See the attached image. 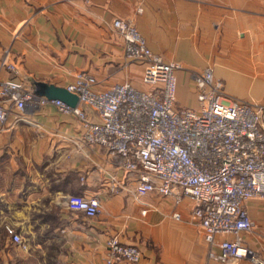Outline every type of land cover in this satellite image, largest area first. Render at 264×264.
I'll use <instances>...</instances> for the list:
<instances>
[{
    "label": "crops",
    "instance_id": "obj_1",
    "mask_svg": "<svg viewBox=\"0 0 264 264\" xmlns=\"http://www.w3.org/2000/svg\"><path fill=\"white\" fill-rule=\"evenodd\" d=\"M115 18L132 22L153 53L182 65L177 106L198 108L192 73L206 67L229 98L264 106V0H0V77L65 87L84 72L98 90L148 89L145 64L126 57L110 27ZM22 116L28 122L11 116L0 128V264H104L111 236L140 248L136 264H254L209 258L218 250L205 240L190 198L154 191L137 200L136 174L104 147L77 139V117L53 105ZM68 195L97 198L98 215L69 209ZM244 207L252 228L240 236L264 260V199Z\"/></svg>",
    "mask_w": 264,
    "mask_h": 264
},
{
    "label": "built area",
    "instance_id": "obj_2",
    "mask_svg": "<svg viewBox=\"0 0 264 264\" xmlns=\"http://www.w3.org/2000/svg\"><path fill=\"white\" fill-rule=\"evenodd\" d=\"M110 27L123 39L126 57L145 64L142 83L148 89L115 83L98 90L96 79L82 72L64 87L78 98L72 107L38 95L23 82L0 77V128L11 116L28 122L24 112L47 105L77 117L81 124L77 139L104 147L119 159L122 169L136 174L137 200L155 191L193 201V217L205 240L218 250L210 249L209 258L222 263L246 258L264 264L240 236L252 228L244 203L264 199V106L229 98L210 67L192 73L198 108L177 106L176 72L182 65L153 53L132 22L115 18ZM6 67L17 73L13 65ZM65 203L87 217L99 213L95 197L68 195ZM5 230L13 242L21 241L13 228ZM230 235L232 239H218ZM106 249L104 264H136L141 259L138 246L122 243L117 236L106 240Z\"/></svg>",
    "mask_w": 264,
    "mask_h": 264
},
{
    "label": "water",
    "instance_id": "obj_3",
    "mask_svg": "<svg viewBox=\"0 0 264 264\" xmlns=\"http://www.w3.org/2000/svg\"><path fill=\"white\" fill-rule=\"evenodd\" d=\"M34 90L40 96H45L48 99L61 100L72 107L78 103L77 96L67 91L64 87H58L44 82H35Z\"/></svg>",
    "mask_w": 264,
    "mask_h": 264
},
{
    "label": "rangeland",
    "instance_id": "obj_4",
    "mask_svg": "<svg viewBox=\"0 0 264 264\" xmlns=\"http://www.w3.org/2000/svg\"><path fill=\"white\" fill-rule=\"evenodd\" d=\"M0 206L2 207V205L0 204ZM0 225H2L1 223H0ZM4 225V224H3Z\"/></svg>",
    "mask_w": 264,
    "mask_h": 264
}]
</instances>
